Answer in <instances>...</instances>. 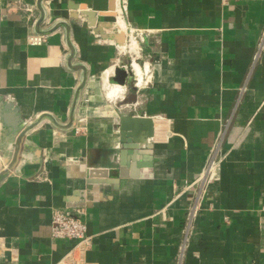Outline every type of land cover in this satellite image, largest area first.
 <instances>
[{
  "label": "crops",
  "instance_id": "0c3cea01",
  "mask_svg": "<svg viewBox=\"0 0 264 264\" xmlns=\"http://www.w3.org/2000/svg\"><path fill=\"white\" fill-rule=\"evenodd\" d=\"M38 1L0 0V171L28 129L0 178V264H62L75 242L51 239L54 209L83 213L84 264H177L184 186L213 151L181 264H264V49L252 62L264 0H126L127 23L148 33L142 88L86 26L112 35L113 0H41L42 14ZM37 32L49 33L30 46ZM120 113L152 119L146 145L124 148Z\"/></svg>",
  "mask_w": 264,
  "mask_h": 264
},
{
  "label": "built area",
  "instance_id": "2783aa9c",
  "mask_svg": "<svg viewBox=\"0 0 264 264\" xmlns=\"http://www.w3.org/2000/svg\"><path fill=\"white\" fill-rule=\"evenodd\" d=\"M114 1V13L118 15L123 21V29H119L124 34L123 45H115L119 54L128 59V64H121L122 68H132L133 63H137L143 69V76L140 81H137L133 74V83L137 88H142L149 82V66L146 63H139L140 58V44L144 41L148 33L145 30L131 27L126 21L127 14V1L126 0H113ZM233 1H250V0H220L221 5H227ZM29 16L33 13V9L30 7H24ZM46 40V35L32 33L27 37V43L30 46H40ZM134 40L137 44L135 51H130L128 45ZM264 49V31H262L259 41L257 42L256 49L253 55L252 62L254 63L258 58L261 50ZM81 128L76 127L75 131H80ZM220 161V157L217 156L216 151L210 154L205 167L198 179L191 185H185L186 189L194 188V195L192 201L189 204L186 215L184 218V224L182 227V239L179 245L177 254V264H181L183 253L186 248V243L190 234V230L195 217L198 214L201 204V194L207 184L209 177L215 166ZM83 213L80 210H58L54 209L50 215V237L53 240H72L74 246L69 250L63 259L62 264H84L85 252L91 246V238L86 234V222L82 218Z\"/></svg>",
  "mask_w": 264,
  "mask_h": 264
},
{
  "label": "water",
  "instance_id": "95a60500",
  "mask_svg": "<svg viewBox=\"0 0 264 264\" xmlns=\"http://www.w3.org/2000/svg\"><path fill=\"white\" fill-rule=\"evenodd\" d=\"M40 1H38L37 7L39 8L41 14H42V9L40 7ZM86 15H90V16H95L94 12L91 10H82L81 12H79V14H77V17L81 16H86ZM90 26L93 29V32L100 34L103 37H109L111 39H113L115 41V43L119 46L123 45L124 43V34L119 31L117 29V27L114 25V23H110L109 26L111 27V32L112 35H106L104 34V31L102 29V24L97 22L96 20L94 22L88 23L86 24V26ZM38 34H48L49 32H37ZM72 52V50H71ZM123 64L127 65L128 64V59L126 57H123L122 59ZM77 96V94H76ZM75 96V99H76ZM75 101L73 103V107L70 113V120L69 123L72 122L73 120V110H74V106H75ZM11 104L8 102H3L0 99V119L2 120L3 118V114H2V110L4 108H8L10 107ZM141 128V129H139ZM31 129V126L30 128ZM28 130V129H27ZM27 130H21L18 131L17 136L15 138V142L13 143V154H12V160L11 162L7 165L6 168L2 169L0 171V178L4 175H6L8 173V171L10 170V168L12 167V164H14V162L16 161V158L18 157L19 153H20V143L22 138L24 137L25 133L27 132ZM143 130V134H140V132ZM118 131H119V139L122 142L124 148H137L140 145L144 146L146 145V139L148 137H150L152 135V120L149 117L146 116H134V115H129V114H119L118 117ZM125 154L126 152L124 150L121 151L120 153V166H121V170L122 166L124 164V158H125ZM92 173V172H89Z\"/></svg>",
  "mask_w": 264,
  "mask_h": 264
},
{
  "label": "bare ground",
  "instance_id": "6f19581e",
  "mask_svg": "<svg viewBox=\"0 0 264 264\" xmlns=\"http://www.w3.org/2000/svg\"><path fill=\"white\" fill-rule=\"evenodd\" d=\"M114 11H115V9L112 12L113 13V17L116 20L115 25L119 29H121L120 27H122V29H123V21L121 20V18L118 15H116V13H114ZM136 47H137V44H136V42L134 40H132L131 43L128 45V48H129L130 51H132L133 49H136ZM146 66H147V64H146ZM132 69H133V74L135 75L136 80L140 81L142 79V68L137 63L134 62L133 65H132ZM107 82H108V80H107ZM121 91H122V87H120L118 85H113L111 87V89L109 90V92H108V96L115 95V94H117L118 92H121ZM152 135H153V129H152ZM152 135L150 137H148L146 139V141H148V139H150L152 137Z\"/></svg>",
  "mask_w": 264,
  "mask_h": 264
},
{
  "label": "rangeland",
  "instance_id": "374dc122",
  "mask_svg": "<svg viewBox=\"0 0 264 264\" xmlns=\"http://www.w3.org/2000/svg\"><path fill=\"white\" fill-rule=\"evenodd\" d=\"M113 12V11H112ZM122 29V27H120ZM136 49H133L132 51H135Z\"/></svg>",
  "mask_w": 264,
  "mask_h": 264
}]
</instances>
